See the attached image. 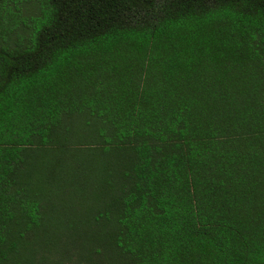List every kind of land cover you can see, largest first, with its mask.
<instances>
[{"label": "trees", "instance_id": "trees-1", "mask_svg": "<svg viewBox=\"0 0 264 264\" xmlns=\"http://www.w3.org/2000/svg\"><path fill=\"white\" fill-rule=\"evenodd\" d=\"M0 1V264H264V0Z\"/></svg>", "mask_w": 264, "mask_h": 264}, {"label": "rangeland", "instance_id": "rangeland-1", "mask_svg": "<svg viewBox=\"0 0 264 264\" xmlns=\"http://www.w3.org/2000/svg\"><path fill=\"white\" fill-rule=\"evenodd\" d=\"M34 2H37V0H6L7 7H11L22 18L29 16L28 9Z\"/></svg>", "mask_w": 264, "mask_h": 264}]
</instances>
